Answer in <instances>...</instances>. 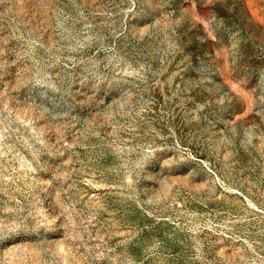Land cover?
I'll use <instances>...</instances> for the list:
<instances>
[{"label":"rangeland","instance_id":"374dc122","mask_svg":"<svg viewBox=\"0 0 264 264\" xmlns=\"http://www.w3.org/2000/svg\"><path fill=\"white\" fill-rule=\"evenodd\" d=\"M0 264H264V0H0Z\"/></svg>","mask_w":264,"mask_h":264}]
</instances>
